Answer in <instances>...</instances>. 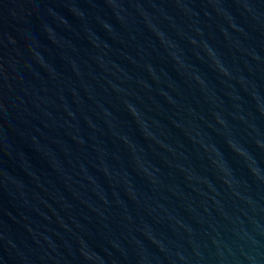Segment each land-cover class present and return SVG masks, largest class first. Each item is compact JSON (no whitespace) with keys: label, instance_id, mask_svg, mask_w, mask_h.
<instances>
[{"label":"water","instance_id":"obj_1","mask_svg":"<svg viewBox=\"0 0 264 264\" xmlns=\"http://www.w3.org/2000/svg\"><path fill=\"white\" fill-rule=\"evenodd\" d=\"M0 264H264V0H0Z\"/></svg>","mask_w":264,"mask_h":264}]
</instances>
